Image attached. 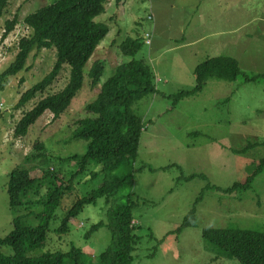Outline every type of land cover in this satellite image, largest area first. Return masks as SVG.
I'll return each instance as SVG.
<instances>
[{
    "label": "rangeland",
    "instance_id": "obj_1",
    "mask_svg": "<svg viewBox=\"0 0 264 264\" xmlns=\"http://www.w3.org/2000/svg\"><path fill=\"white\" fill-rule=\"evenodd\" d=\"M56 1H9L0 18V73L14 61L18 41L31 33L22 23L25 16ZM14 18L18 25L2 40L5 22ZM94 21L106 25L109 32L84 68L81 90L58 119L46 112L26 136L16 138L13 134L25 113L67 84L69 69L65 66L45 93L15 109L21 95L51 71L54 49H34L25 70L9 78L0 91V239L11 231L16 217L26 216L23 224L34 227L39 223L35 216L44 211L37 204L9 208V174L20 167L31 178H40L48 167L68 181L76 168L59 159L85 153V141L71 140L77 122L85 117L84 107L95 99L115 68L131 60L123 57L121 43L140 39L142 48L134 59L151 67L157 93L132 105L145 128L131 167L132 190L122 189L108 204L99 199L94 206H84L68 232L57 234L71 205L101 182V177L91 178V172H98L91 165L87 173L73 178L70 192H65L48 224L44 246L27 256L67 253L74 248L86 264H96L111 244V232L105 227L90 229L99 222L108 225V208L126 204L130 194L138 239L130 264H238L204 241L201 234L209 229L264 232V169L248 191L223 193L233 184L243 183L264 157V147L234 153L264 142V81L244 84L241 77L232 83L210 80L200 94L175 107L168 98L193 88V70L207 58L231 57L238 61L242 73L264 74V0H108L104 14ZM146 34L150 46L144 44ZM94 62L104 66V74L92 88L88 74ZM36 143L44 146L45 156L26 162L34 156ZM191 210L195 226L177 234ZM0 253L12 255L7 246L0 247Z\"/></svg>",
    "mask_w": 264,
    "mask_h": 264
},
{
    "label": "trees",
    "instance_id": "obj_2",
    "mask_svg": "<svg viewBox=\"0 0 264 264\" xmlns=\"http://www.w3.org/2000/svg\"><path fill=\"white\" fill-rule=\"evenodd\" d=\"M9 1L0 0V18ZM107 3L108 0H57L25 16L22 23L31 33L18 41L14 61L0 73V91L9 78L25 70L28 57L34 49H54L55 63L44 78L21 95L15 109H22L37 95L45 93L65 66L69 69V74L67 84L62 90L46 95L17 122L13 133L16 138L26 136L28 129L44 113L49 112L53 119H58L69 108L82 88L86 64L109 32L106 25L94 21L95 18L104 14ZM17 25L15 18L6 21L2 40ZM142 44L140 39H127L121 43L120 50L123 57L131 60L117 66L113 74L101 85L95 99L84 107L85 117L77 122L71 140L85 141V153L82 156L74 155L59 159L60 162H72L76 168L68 181L65 182L48 167L42 170L40 178H31L29 172L20 167L9 174L6 187L9 208H29L37 204L42 206L44 211L35 216L39 223L34 227L23 224L22 219L26 216L16 217L12 221L11 231L6 237L0 239V247H9L12 255L5 256L0 253V264H66V262L86 264L81 253L74 248L67 253H43L37 257L27 256V254L44 246L48 235V224L65 192H70L73 178L87 173L91 165L98 168V172L90 173L91 178L101 177V182L94 191L71 205L56 229L57 234L68 232L69 224L84 206H94L99 199H104L108 204L110 198L122 189L132 190L131 167L137 156L140 136L145 129L141 118L133 113L132 105L146 95L157 93L151 67L143 60L134 59L140 52ZM144 44L147 45L145 41ZM150 45L151 42L147 46ZM103 74L104 66L94 62L88 74L92 88L98 86ZM239 77L244 84L264 81V74L248 76L242 73L238 61L234 58L226 56L207 58L193 70V88L189 91H181L168 99H171V104L175 107L183 99L200 94L210 80L232 83ZM34 146V156L26 158V162L29 159L45 156L42 144L36 143ZM256 147H264V142L249 144L246 148L234 153L244 154L248 149ZM128 167L130 171L128 170L127 173L119 172L121 168L128 169ZM263 169L264 157L258 161L255 170L243 183H235L223 193L248 191ZM149 171L152 170L149 169ZM200 178L205 180L202 176ZM126 197V204L116 206L114 209L108 208L106 211L108 225L99 222L90 229L92 232L105 227L111 232V244L98 257L96 264H130L132 261L131 254L135 250L138 239L134 235L136 226L132 218L133 203L130 200V194ZM194 226V210H191L176 233ZM201 237L238 264H264V232L209 229L204 230Z\"/></svg>",
    "mask_w": 264,
    "mask_h": 264
},
{
    "label": "built area",
    "instance_id": "obj_3",
    "mask_svg": "<svg viewBox=\"0 0 264 264\" xmlns=\"http://www.w3.org/2000/svg\"><path fill=\"white\" fill-rule=\"evenodd\" d=\"M144 41H145V43L147 45L150 43V39H149V36L148 35H145Z\"/></svg>",
    "mask_w": 264,
    "mask_h": 264
},
{
    "label": "crops",
    "instance_id": "obj_4",
    "mask_svg": "<svg viewBox=\"0 0 264 264\" xmlns=\"http://www.w3.org/2000/svg\"><path fill=\"white\" fill-rule=\"evenodd\" d=\"M235 32H237V31H235Z\"/></svg>",
    "mask_w": 264,
    "mask_h": 264
}]
</instances>
